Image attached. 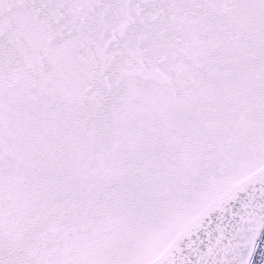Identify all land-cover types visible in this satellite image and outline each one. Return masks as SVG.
<instances>
[{
	"label": "snow or ice",
	"instance_id": "obj_1",
	"mask_svg": "<svg viewBox=\"0 0 264 264\" xmlns=\"http://www.w3.org/2000/svg\"><path fill=\"white\" fill-rule=\"evenodd\" d=\"M0 264H264V0H0Z\"/></svg>",
	"mask_w": 264,
	"mask_h": 264
}]
</instances>
